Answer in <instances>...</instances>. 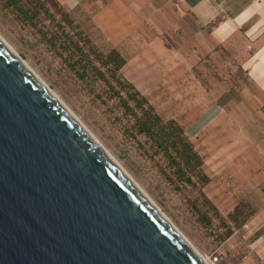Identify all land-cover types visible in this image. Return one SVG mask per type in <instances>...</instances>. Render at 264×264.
Instances as JSON below:
<instances>
[{
  "label": "crops",
  "instance_id": "crops-1",
  "mask_svg": "<svg viewBox=\"0 0 264 264\" xmlns=\"http://www.w3.org/2000/svg\"><path fill=\"white\" fill-rule=\"evenodd\" d=\"M59 2L90 17L124 59L121 77L181 125L203 192L232 223V262L264 264V0Z\"/></svg>",
  "mask_w": 264,
  "mask_h": 264
},
{
  "label": "water",
  "instance_id": "water-1",
  "mask_svg": "<svg viewBox=\"0 0 264 264\" xmlns=\"http://www.w3.org/2000/svg\"><path fill=\"white\" fill-rule=\"evenodd\" d=\"M0 264H201L1 42Z\"/></svg>",
  "mask_w": 264,
  "mask_h": 264
},
{
  "label": "rangeland",
  "instance_id": "rangeland-1",
  "mask_svg": "<svg viewBox=\"0 0 264 264\" xmlns=\"http://www.w3.org/2000/svg\"><path fill=\"white\" fill-rule=\"evenodd\" d=\"M0 38L209 264H234L224 247L232 223L211 208L201 169L187 170L191 182L177 176L164 154L137 132L133 113L140 112L103 65L110 45L87 14L74 16L59 0H40L29 20L0 0ZM230 52L236 61L237 51Z\"/></svg>",
  "mask_w": 264,
  "mask_h": 264
},
{
  "label": "trees",
  "instance_id": "trees-1",
  "mask_svg": "<svg viewBox=\"0 0 264 264\" xmlns=\"http://www.w3.org/2000/svg\"><path fill=\"white\" fill-rule=\"evenodd\" d=\"M8 2L29 20L36 16L37 5H40V0H8ZM50 16L53 18L52 15ZM102 62L104 66H110L114 80L121 81L127 89V99H132L135 108L139 110L140 115L133 113L137 132L149 139L164 154L165 160L174 166L177 176H184L186 181L191 182L186 172L196 168L201 169L202 160L184 135L182 127L174 120L163 121L146 99L121 77L119 70L124 64V59L114 48L109 49ZM97 72L101 74L98 70ZM129 88L131 91H128ZM133 111L131 109V112ZM202 178L203 183L206 184L208 177L203 173ZM210 206L219 215L211 204Z\"/></svg>",
  "mask_w": 264,
  "mask_h": 264
},
{
  "label": "bare ground",
  "instance_id": "bare-ground-1",
  "mask_svg": "<svg viewBox=\"0 0 264 264\" xmlns=\"http://www.w3.org/2000/svg\"><path fill=\"white\" fill-rule=\"evenodd\" d=\"M0 42L3 46H5L10 52H12L28 69L29 67L25 64V62L18 56L7 44L0 38ZM30 70V69H29ZM31 71V70H30ZM32 72V71H31ZM33 73V72H32ZM34 74V73H33ZM35 75V74H34ZM36 76V75H35ZM37 77V76H36ZM38 78V77H37ZM38 80L46 87V89L54 96V98L61 104V106L67 111V113L73 118V120L80 126V128L100 147L103 153L128 177L137 191L141 194V196L145 199V201L149 204V206L158 214V216L168 224L175 232L176 236L182 241L183 245L190 251V253L196 257L201 264H209L206 259H204L187 241L186 239L171 225L168 219L164 216V214L154 205V203L144 194V192L134 183V181L128 176V174L118 165V163L110 156V154L96 141V139L86 130V128L78 121V119L63 105V103L58 100L56 95L38 78Z\"/></svg>",
  "mask_w": 264,
  "mask_h": 264
}]
</instances>
